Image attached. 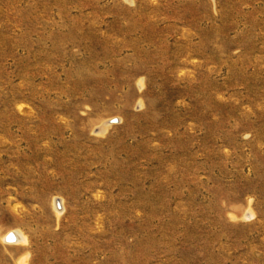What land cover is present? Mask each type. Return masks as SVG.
<instances>
[{
	"label": "rangeland",
	"instance_id": "1",
	"mask_svg": "<svg viewBox=\"0 0 264 264\" xmlns=\"http://www.w3.org/2000/svg\"><path fill=\"white\" fill-rule=\"evenodd\" d=\"M0 264H264V0H0Z\"/></svg>",
	"mask_w": 264,
	"mask_h": 264
},
{
	"label": "water",
	"instance_id": "2",
	"mask_svg": "<svg viewBox=\"0 0 264 264\" xmlns=\"http://www.w3.org/2000/svg\"><path fill=\"white\" fill-rule=\"evenodd\" d=\"M117 120V117H113L110 119V121H116ZM57 205L59 206V203H58V200H57ZM9 235H12V238L9 239ZM5 239L8 240V241H12L15 239V236L13 234V231H9L6 235H5Z\"/></svg>",
	"mask_w": 264,
	"mask_h": 264
},
{
	"label": "bare ground",
	"instance_id": "3",
	"mask_svg": "<svg viewBox=\"0 0 264 264\" xmlns=\"http://www.w3.org/2000/svg\"><path fill=\"white\" fill-rule=\"evenodd\" d=\"M13 234H14V236H15V239H22L23 238V236L22 235H20L18 232H13ZM12 238V235H9V239H11ZM14 239V240H15Z\"/></svg>",
	"mask_w": 264,
	"mask_h": 264
}]
</instances>
